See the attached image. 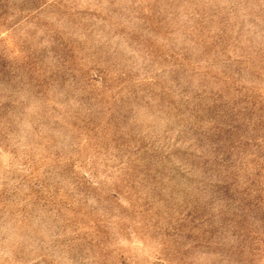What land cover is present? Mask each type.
<instances>
[{"label":"rangeland","instance_id":"obj_1","mask_svg":"<svg viewBox=\"0 0 264 264\" xmlns=\"http://www.w3.org/2000/svg\"><path fill=\"white\" fill-rule=\"evenodd\" d=\"M0 264H264V0H0Z\"/></svg>","mask_w":264,"mask_h":264}]
</instances>
